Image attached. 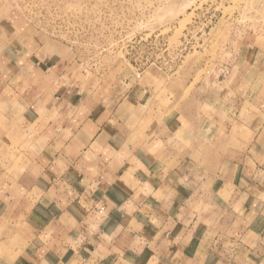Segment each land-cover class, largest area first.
I'll list each match as a JSON object with an SVG mask.
<instances>
[{"label": "crops", "instance_id": "1", "mask_svg": "<svg viewBox=\"0 0 264 264\" xmlns=\"http://www.w3.org/2000/svg\"><path fill=\"white\" fill-rule=\"evenodd\" d=\"M61 70L0 53V264H264V117L210 139Z\"/></svg>", "mask_w": 264, "mask_h": 264}, {"label": "rangeland", "instance_id": "2", "mask_svg": "<svg viewBox=\"0 0 264 264\" xmlns=\"http://www.w3.org/2000/svg\"><path fill=\"white\" fill-rule=\"evenodd\" d=\"M5 43L42 50L71 88L137 97L206 138L264 117V0H0Z\"/></svg>", "mask_w": 264, "mask_h": 264}]
</instances>
